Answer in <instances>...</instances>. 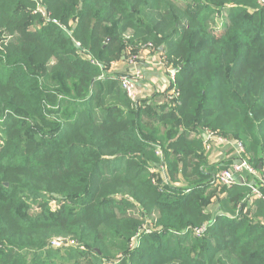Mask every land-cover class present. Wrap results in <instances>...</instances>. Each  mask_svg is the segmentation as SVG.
I'll return each mask as SVG.
<instances>
[{
  "label": "trees",
  "instance_id": "trees-1",
  "mask_svg": "<svg viewBox=\"0 0 264 264\" xmlns=\"http://www.w3.org/2000/svg\"><path fill=\"white\" fill-rule=\"evenodd\" d=\"M147 49L170 94L132 102L109 68ZM203 131L264 179V0H0V264H264Z\"/></svg>",
  "mask_w": 264,
  "mask_h": 264
},
{
  "label": "built area",
  "instance_id": "built-area-1",
  "mask_svg": "<svg viewBox=\"0 0 264 264\" xmlns=\"http://www.w3.org/2000/svg\"><path fill=\"white\" fill-rule=\"evenodd\" d=\"M39 12L44 13L42 9H39ZM43 17L47 19L45 13ZM150 51V49H147ZM143 52V51H142ZM134 54L128 55L129 63L133 65V68L130 72L125 75H121L118 77L120 87L126 94V96L132 101L137 102L138 93L137 90L139 88V84L143 79L142 70L139 66L141 65L140 57L142 55ZM163 61V58H162ZM173 71H171L170 77L171 81H173ZM207 139L204 141L206 144V150L209 151L214 145L215 146H224L230 145L234 150V158L232 162L225 168H222L217 174L214 175L212 182L216 186L230 188L235 185H245L247 184V178H252L254 181H251L249 186V196L251 201H261L264 204V179L258 173V171L249 164V162L245 159V150L241 143L236 141L227 140L218 136L214 132L203 131ZM157 155H160V152L156 151ZM203 229H194V234L198 237L202 233ZM60 241L53 242L54 246H60Z\"/></svg>",
  "mask_w": 264,
  "mask_h": 264
},
{
  "label": "crops",
  "instance_id": "crops-1",
  "mask_svg": "<svg viewBox=\"0 0 264 264\" xmlns=\"http://www.w3.org/2000/svg\"><path fill=\"white\" fill-rule=\"evenodd\" d=\"M142 65V81L137 90L138 100L151 98L153 95L160 92H167L170 94L171 87V69H168L162 61L161 55L157 52L144 51L140 57ZM133 65L122 58L120 61L111 64L109 73L117 76L125 75L130 72ZM211 163L214 165L228 166L234 158V150L230 145L213 146L211 149ZM220 164V165H219ZM213 209H215V202H213Z\"/></svg>",
  "mask_w": 264,
  "mask_h": 264
},
{
  "label": "rangeland",
  "instance_id": "rangeland-1",
  "mask_svg": "<svg viewBox=\"0 0 264 264\" xmlns=\"http://www.w3.org/2000/svg\"><path fill=\"white\" fill-rule=\"evenodd\" d=\"M221 27H219V29H220ZM124 58H126L127 59V61L129 60V57H128V55L126 56V57H124ZM121 76V75H120ZM119 77V76H118ZM222 168L221 167H218V171L216 172V174L221 170ZM56 264H58V261H57V263Z\"/></svg>",
  "mask_w": 264,
  "mask_h": 264
},
{
  "label": "water",
  "instance_id": "water-1",
  "mask_svg": "<svg viewBox=\"0 0 264 264\" xmlns=\"http://www.w3.org/2000/svg\"><path fill=\"white\" fill-rule=\"evenodd\" d=\"M202 136L204 137V141H205L207 139V136H206V134L204 132H202Z\"/></svg>",
  "mask_w": 264,
  "mask_h": 264
}]
</instances>
